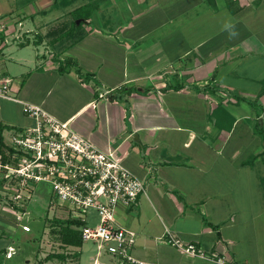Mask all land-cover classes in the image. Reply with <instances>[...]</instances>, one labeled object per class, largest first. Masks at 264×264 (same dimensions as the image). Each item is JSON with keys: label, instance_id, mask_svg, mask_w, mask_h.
Instances as JSON below:
<instances>
[{"label": "crops", "instance_id": "1", "mask_svg": "<svg viewBox=\"0 0 264 264\" xmlns=\"http://www.w3.org/2000/svg\"><path fill=\"white\" fill-rule=\"evenodd\" d=\"M0 62L19 99L0 97L5 143L34 124L21 102L37 104L144 181L115 215L137 259L217 264L169 244V230L264 264V0H0Z\"/></svg>", "mask_w": 264, "mask_h": 264}, {"label": "built area", "instance_id": "2", "mask_svg": "<svg viewBox=\"0 0 264 264\" xmlns=\"http://www.w3.org/2000/svg\"><path fill=\"white\" fill-rule=\"evenodd\" d=\"M0 97L19 102L13 93L12 80L1 73ZM21 103L23 113L34 124L13 131L5 148L10 161L4 163L0 156V175L8 180L10 199L23 205L34 196L35 184L49 183L57 198L71 206L68 218L82 221L79 230L83 241L98 242V249H106L119 259L120 264H151L131 254L130 250L136 244L135 233L118 226L115 220L119 205L132 207L137 203L145 192L144 181L122 163L114 149L98 148L69 121L58 120L40 105ZM3 193L7 200V192ZM89 210L97 212L99 224H87L85 218ZM13 212L19 223L28 213L14 209ZM21 226L25 231H31L28 224ZM165 240L186 255L217 264H235L225 255L208 254L169 230H166ZM14 252L13 247H9L10 257ZM93 264L101 263L94 259Z\"/></svg>", "mask_w": 264, "mask_h": 264}, {"label": "rangeland", "instance_id": "3", "mask_svg": "<svg viewBox=\"0 0 264 264\" xmlns=\"http://www.w3.org/2000/svg\"><path fill=\"white\" fill-rule=\"evenodd\" d=\"M93 10L94 4L89 2L74 11L73 16L77 19L73 21L72 26L76 28L77 20L87 17ZM6 55L7 53L5 57ZM3 69V66H0V70ZM17 71H21V68L18 67ZM34 191V196L29 200L28 213L21 223L16 221L14 217L16 213L6 203L7 200L0 199V216L9 220V222H5L4 219H0V234L4 233L5 236L0 240V264H39L44 262L48 255L58 253H64L67 258L65 260L53 258L42 264H93L94 259H98L100 263L104 264H115L109 261L113 255L107 253L106 249L99 250L98 242L94 240L84 241L81 247L62 245L57 235L52 232L50 221L52 218L67 219L71 206L57 198L49 183L35 184ZM0 193L4 196V193ZM46 218L48 219L46 220ZM85 219L90 226L99 224V216L95 210H89ZM20 224H28L31 231L24 232ZM9 246H12L15 251L11 257L8 255ZM130 252L132 254V249ZM132 255L134 256V254ZM113 257L115 258V256Z\"/></svg>", "mask_w": 264, "mask_h": 264}, {"label": "trees", "instance_id": "4", "mask_svg": "<svg viewBox=\"0 0 264 264\" xmlns=\"http://www.w3.org/2000/svg\"><path fill=\"white\" fill-rule=\"evenodd\" d=\"M81 24H79L80 26ZM78 27V26H75ZM24 45V44H22ZM72 61L70 59H65L64 61L59 62V71L64 72L68 70L69 67L72 66ZM3 126L0 124V156L1 159L4 163L10 161V157L7 155L5 148H6V143L4 142L3 136H2V131H3ZM259 133L262 135V139L264 142V128H261L258 130ZM264 144V143H263ZM262 157H263V162H264V150L262 152ZM7 178H4L2 175H0V192L3 193V191L7 192L6 198L8 205L12 206L15 212H21L25 213L28 212L27 208L30 206L29 201L24 202L23 205H19L17 203H14L13 200L10 199L9 194L11 193L9 190V187L7 186ZM4 196L1 195L0 193V199L3 198ZM15 217V215H14ZM48 218H46L47 220ZM5 222H9L6 218L4 219ZM13 222V221H12ZM9 224V223H8ZM14 225H17V223H14ZM50 225L52 227V232L57 235V238L61 242L62 245L66 247L74 246V247H81L83 245V239L81 236V231L79 230V227L82 225L81 220H76V219H60V218H52L50 221ZM8 226V225H7ZM20 226V225H19ZM22 230L25 231L23 228ZM30 232V231H29ZM27 232V233H29ZM116 257V256H115ZM53 258H59L61 260H65L67 256L64 253H58V254H50L44 260V262L53 259ZM117 258V257H116ZM44 262H40L39 264H42Z\"/></svg>", "mask_w": 264, "mask_h": 264}, {"label": "clouds", "instance_id": "5", "mask_svg": "<svg viewBox=\"0 0 264 264\" xmlns=\"http://www.w3.org/2000/svg\"><path fill=\"white\" fill-rule=\"evenodd\" d=\"M227 28L229 30V38H235L238 35V32H236L235 30H233L234 26L229 24L227 25Z\"/></svg>", "mask_w": 264, "mask_h": 264}, {"label": "water", "instance_id": "6", "mask_svg": "<svg viewBox=\"0 0 264 264\" xmlns=\"http://www.w3.org/2000/svg\"><path fill=\"white\" fill-rule=\"evenodd\" d=\"M76 24H79V22L77 21Z\"/></svg>", "mask_w": 264, "mask_h": 264}]
</instances>
